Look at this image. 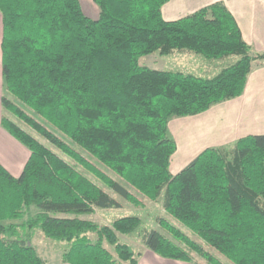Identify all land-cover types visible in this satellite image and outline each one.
Listing matches in <instances>:
<instances>
[{
    "label": "trees",
    "instance_id": "1",
    "mask_svg": "<svg viewBox=\"0 0 264 264\" xmlns=\"http://www.w3.org/2000/svg\"><path fill=\"white\" fill-rule=\"evenodd\" d=\"M92 1L96 18L84 13L79 0H0L3 87L120 178L104 174L5 94L4 110L129 201L140 203L125 183L153 200L162 192L163 208L229 263L264 264V134L240 137L230 148L206 147L172 174L176 142L167 133L173 116L195 115L240 96L249 73L264 66V52L243 39L222 1L175 20L162 17L168 0ZM173 51L208 61L230 58L209 76L141 60ZM1 125L30 153L18 175L0 163V264H47L29 234L20 235V225L65 241L62 257L70 264H135L138 254L117 233L133 232L140 218L123 215L100 225L78 217L120 203L4 112ZM30 205L38 208L34 215H28ZM24 215L22 223L13 222ZM170 229L208 262L224 264ZM142 243L161 256L191 261L155 229L143 231Z\"/></svg>",
    "mask_w": 264,
    "mask_h": 264
},
{
    "label": "crops",
    "instance_id": "2",
    "mask_svg": "<svg viewBox=\"0 0 264 264\" xmlns=\"http://www.w3.org/2000/svg\"><path fill=\"white\" fill-rule=\"evenodd\" d=\"M215 1L225 4L251 48L264 52V0H168L161 7L162 17L175 20ZM1 34L0 15V43ZM5 91L0 47V163L18 175L30 152L1 125L4 110L1 96ZM168 126L176 142V150L169 162L171 173L184 167L206 147L225 146L248 134H264V66L249 73L240 96L217 103L204 112L169 120ZM9 149L11 160L6 158L4 152ZM137 257L135 264H212L208 261L196 263L164 257L144 244ZM54 264L70 263L58 261Z\"/></svg>",
    "mask_w": 264,
    "mask_h": 264
},
{
    "label": "rangeland",
    "instance_id": "3",
    "mask_svg": "<svg viewBox=\"0 0 264 264\" xmlns=\"http://www.w3.org/2000/svg\"><path fill=\"white\" fill-rule=\"evenodd\" d=\"M82 6V9L86 15L91 18H96L98 15V8L96 4L92 0H79ZM142 58V57H141ZM140 58V59H141ZM230 58V57H228ZM228 58L224 60H205L204 57L200 54L189 52V51H173L168 55H159L158 53H150L141 59L143 63L150 67L154 68H164L172 71H181L185 73H192L199 76H209L216 73L221 66H224L228 63ZM7 95L16 105L21 107L28 114L34 116L36 120L43 125H45L51 132L56 134L59 138H61L66 144L73 147L77 150L87 161H89L92 165L97 167L104 174L108 175L112 179H119L120 177H116L113 175L110 170L97 161L96 158L91 156L86 150L78 148L67 136L62 134L59 130L54 128L48 122H46L43 118L37 116L33 111L27 108L22 102H20L17 98L10 95L7 91L4 93ZM5 115L11 118L13 121L19 123L21 127L28 132L30 135L35 137L39 142L47 146L49 149L60 155L64 160L72 164L78 171L85 174L88 177L93 178L96 182H98L107 192L117 199L120 203L119 207L112 208H95L91 213L79 214L77 215L80 218L91 220L97 224H110L115 218L123 216V215H136L140 218L139 226L131 233H117L118 239L120 242L128 244L138 255L140 250L142 249V233L146 229H155L163 234L168 240L172 243L178 245V247L184 249L191 255V260L196 263H205L207 260L201 254L196 253L189 245H187L183 240H180V236L175 234V232L171 231L170 227L174 230H177L180 234L186 236L189 240L196 242L201 246L203 250L208 252L215 260L217 259L219 262L224 264H232L227 261V258L220 254L215 248L206 244L191 228L181 223L174 216H172L168 211H166L162 206V192L160 196L156 199H150L145 196L141 192H139L136 188L131 186L130 184L125 183L124 185L127 189L134 195V197L140 202L139 204H135L128 199L118 195L113 192L111 189L107 187L97 176H95L92 172L84 168L81 164L76 162L72 157L64 153L61 149L51 144L47 139L42 137L37 133V131L30 127L28 124L24 123L22 120L16 118L12 113L8 110H3ZM186 117V116H182ZM176 118L180 117H172L170 121H173ZM171 129L167 128V133L169 136L172 135ZM226 148L231 147V143L225 145ZM6 152V158L12 159V154L10 149ZM25 163V162H24ZM183 168V167H182ZM8 171L10 170L9 168ZM180 170V169H179ZM178 170V171H179ZM177 171V172H178ZM12 174H17L16 171L10 170ZM175 172V173H177ZM172 173V174H175ZM38 211V208L35 205H30L28 210V215H34ZM57 216H74L72 214H63L58 213L55 214ZM27 218V215H24L20 219H16L13 222L20 224ZM11 221L6 220L4 223H8ZM168 224V226H167ZM20 235L24 236L29 234L30 243L35 248L37 254L45 260L47 264H54L58 261H64L62 254L67 249L68 245L65 241L56 240L50 237L45 236L42 231L38 228L28 229L25 225H20L19 228ZM92 237L94 235L91 234ZM105 246L113 252V248L108 243H104ZM114 256L117 258V255L114 253ZM138 258V257H136ZM124 263V262H123Z\"/></svg>",
    "mask_w": 264,
    "mask_h": 264
}]
</instances>
